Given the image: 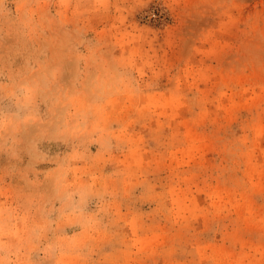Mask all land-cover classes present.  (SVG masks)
<instances>
[{
    "label": "rangeland",
    "instance_id": "1",
    "mask_svg": "<svg viewBox=\"0 0 264 264\" xmlns=\"http://www.w3.org/2000/svg\"><path fill=\"white\" fill-rule=\"evenodd\" d=\"M0 264H264V0H0Z\"/></svg>",
    "mask_w": 264,
    "mask_h": 264
}]
</instances>
